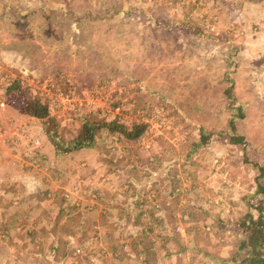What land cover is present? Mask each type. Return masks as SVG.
<instances>
[{"label":"rangeland","instance_id":"374dc122","mask_svg":"<svg viewBox=\"0 0 264 264\" xmlns=\"http://www.w3.org/2000/svg\"><path fill=\"white\" fill-rule=\"evenodd\" d=\"M260 11L0 0V264L232 262L240 218L264 200V18H248ZM13 82L48 105L64 142L86 119L146 131L103 129L58 155L42 120L10 104Z\"/></svg>","mask_w":264,"mask_h":264},{"label":"trees","instance_id":"16d2710c","mask_svg":"<svg viewBox=\"0 0 264 264\" xmlns=\"http://www.w3.org/2000/svg\"><path fill=\"white\" fill-rule=\"evenodd\" d=\"M19 89L20 85L16 82L7 87L6 91L11 100L10 104L18 107L20 112L42 120L44 130L58 155L85 147H92L97 133L103 129L116 132L128 140H134L139 138L147 128V125L142 122L129 127L116 120L95 119L90 121L86 119L76 137L69 142H64L62 137L59 136L58 124L54 116L50 114L48 105L30 93ZM231 128L233 130L232 143L244 142V137L236 134L234 124H231ZM205 135L207 134L202 132L201 140L196 145L201 144L202 140L204 143ZM260 170L262 171L263 169L260 168ZM256 190H259L264 195L263 186H257ZM249 203L250 207L255 208L258 214L253 216L248 212L240 218L237 226L242 232L241 239L236 245L235 255L231 257L232 262L225 258L223 260L225 264H264V200L263 198L259 200L254 198Z\"/></svg>","mask_w":264,"mask_h":264},{"label":"crops","instance_id":"0c3cea01","mask_svg":"<svg viewBox=\"0 0 264 264\" xmlns=\"http://www.w3.org/2000/svg\"><path fill=\"white\" fill-rule=\"evenodd\" d=\"M255 3L258 5V7L260 6L261 11L254 13V16H248L249 19L254 18V19H258L259 15L264 18V4L262 3L261 0H255ZM249 15V14H248ZM251 15V14H250ZM263 28L261 26H258L257 30H262Z\"/></svg>","mask_w":264,"mask_h":264}]
</instances>
